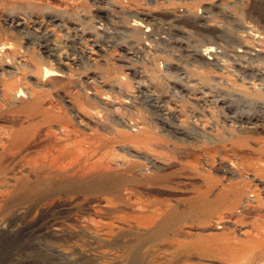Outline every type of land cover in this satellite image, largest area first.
Segmentation results:
<instances>
[{"label": "rangeland", "instance_id": "374dc122", "mask_svg": "<svg viewBox=\"0 0 264 264\" xmlns=\"http://www.w3.org/2000/svg\"><path fill=\"white\" fill-rule=\"evenodd\" d=\"M104 2L0 0V264H264V119L248 133L241 116L264 115V0ZM206 10L213 25L195 28ZM154 21H181L191 50L225 52L205 64L143 48ZM221 57L239 77L219 85ZM203 93L237 119L200 107ZM174 109L177 125L164 120ZM221 191L234 206L207 211ZM226 242L251 249L226 259Z\"/></svg>", "mask_w": 264, "mask_h": 264}, {"label": "bare ground", "instance_id": "6f19581e", "mask_svg": "<svg viewBox=\"0 0 264 264\" xmlns=\"http://www.w3.org/2000/svg\"><path fill=\"white\" fill-rule=\"evenodd\" d=\"M101 1V2H100ZM98 0V2L99 3H101L102 5H105L104 3V1H108V0ZM107 3V2H106ZM105 7H106V5H105ZM106 9V8H105ZM175 9V8H174ZM220 10V9H219ZM166 12L167 13H171V17H177V16H181L182 15V13L184 12V10L182 9V8H179V9H175V10H173V9H167L166 10ZM220 15H222L223 16V18L227 21L228 20V18H229V15H228V12L227 11H224V10H220V11H217ZM206 13H208V10H206L205 12L203 11V13H201V12H199V19H197L196 21H194V23H195V28H197V29H203L205 26H212L213 24L212 23H210V22H212L211 21V18H210V16L209 15H207ZM217 13V14H218ZM209 14V13H208ZM57 19H58V17L55 19V21H57ZM6 20V19H5ZM24 20V19H23ZM210 21V22H209ZM23 22V21H22ZM166 22V21H165ZM179 22H181V21H179ZM158 23V25H160V27H158V29L156 30V31H158V32H155V29H156V23H155V21H154V29L151 31V33H146V31L144 30L143 31V33L145 34V35H148L149 37H155V40L156 41H161L164 45H166L168 48H170V50H173V52L176 54V56L177 57H179V56H183L182 54H185L184 56H189L190 57V59L192 60V59H194V60H204L205 58L207 59V60H212V59H210L209 57V54H206L205 53V55H204V51L203 50H200V49H198V50H194V49H190L191 48V46L192 45H190L189 43H188V38H189V36H188V33H187V31L184 29V28H182L178 23H177V25L176 24H167V25H164V24H162L161 22H157ZM21 24V23H20ZM22 24H24V23H22ZM21 24V25H22ZM14 25V24H13ZM25 25V24H24ZM150 25V24H149ZM18 27H19V25H18ZM23 27V26H22ZM13 28H14V26H13ZM244 28L247 30L248 29V25H244ZM16 29V28H15ZM250 30H252V29H250ZM249 30V31H250ZM103 32L105 33L106 31H105V27L103 28ZM116 33H114L117 37H120V35H118V34H124L125 32H122V31H115ZM251 32V31H250ZM249 33V32H248ZM106 34H110L109 32H106ZM253 34V33H252ZM152 35V36H151ZM164 35V36H163ZM182 35H184V37H182ZM219 35L222 37V38H228V36L227 35H225L223 32H220L219 33ZM204 36H206V35H204ZM112 37H115L114 35H112ZM252 38V37H251ZM218 44H220L219 45V47L218 48H220V50L218 49L216 52H213L211 55L213 56V57H216V56H220L221 54H223L225 51H224V44H223V42L222 41H220V40H218L217 42H215V45H218ZM240 46V41H239V37L237 38V40H236V47H237V50H236V48L235 47H233V45H231V50H230V56H232V55H235L237 52L239 53V49L238 48H240L239 47ZM7 48V47H6ZM46 49H47V47H45ZM48 48H50L49 46H48ZM53 49V48H52ZM52 49H49V50H52ZM241 49V48H240ZM46 51H48V50H46ZM45 51V52H46ZM55 50H53V52H54ZM136 51H138V50H136ZM135 50H134V52H136ZM44 52V53H45ZM51 51H49V53H50ZM243 51H241V53H242ZM139 53V52H138ZM50 55V54H49ZM256 55V54H255ZM53 57V56H52ZM134 57V56H133ZM136 57V56H135ZM190 59H188L184 64L185 65H190L189 64V62H190ZM202 60V61H203ZM216 60H218V59H214V61H216ZM133 61H135L134 59H129V63H132ZM204 62L205 64H214L215 62ZM193 62H196V61H193ZM170 65H172V64H169V66ZM180 67V66H179ZM175 67H173V66H171V67H169V69H174ZM134 72V77L135 78H140L141 77V74H142V72L141 71H136V70H133ZM185 71V69H181V70H179L178 72H177V74H176V77H179V72L182 74L183 72ZM260 71V70H259ZM47 72H50V71H47ZM131 72V71H130ZM171 73H173V72H171ZM259 73H261V71L259 72ZM52 74V73H51ZM162 74V73H161ZM173 74H175V73H173ZM262 75H263V73H261ZM53 75H57V73H53ZM187 75V74H186ZM261 75V76H262ZM260 76V77H261ZM142 77H143V75H142ZM179 78H182V77H179ZM178 78V79H179ZM183 80H184V78H182ZM180 80V79H179ZM177 81V80H176ZM182 81V80H181ZM193 81V80H192ZM261 81H263V77H262V80ZM178 82V81H177ZM184 82V81H183ZM187 83H189L188 81H187ZM184 84H186V81H185V83ZM262 86H264V84L262 83ZM178 87V86H177ZM179 88V87H178ZM189 90V92L192 94V89H188ZM5 91H6V93H8V95H10V96H12V98H13V101L15 102V103H17V90H16V88H15V86L14 85H9V84H7V87L5 88ZM176 92H177V90H176ZM178 93V92H177ZM187 95V94H186ZM178 96V95H177ZM202 96H203V99H200V98H196V100H198L199 102H201V103H199V106L200 107H202V106H204V107H206V106H208L207 105V102H206V100L207 99H211V101L213 102V103H215V104H217L218 106H220V107H222V110H224V113L227 115V118H229L228 119V121H232L233 119H235V117L234 116H232L231 114H234V112L236 111V112H238V110L239 109H236L235 108V110L232 112V110L231 109H228L229 110V112H230V114H229V112L227 111V108L229 107L230 108V106H231V103H230V101L227 99V98H224V99H221V100H213V98L211 97V98H207V95L205 94V93H203L202 94ZM17 100V101H16ZM192 100H194V99H192ZM157 104H158V106L159 107H161L162 109H164L165 110V108L164 107H162V105L160 104V101L158 102H156ZM33 107L32 106H28L27 108H26V110L27 111H30L31 109H32ZM203 109H205V108H203ZM171 113V115H172V117L174 118H172V117H168V114H164L165 116V118H164V120L165 121H167V122H171L170 120H173V123L175 122V121H178V122H180L179 121V119H178V117L180 116V114H179V111L177 110V109H174L172 112H170ZM244 114V115H243ZM241 116L243 117V118H245L246 119V123H243V124H246L247 126L246 127H244V130H249V129H254V130H256V128H258L259 126H258V124H259V122L260 121H262L263 119H264V115H262L261 114V116H259V115H257V116H259V119L258 118H256L255 117V119H257V120H255V122L253 121V117L250 115V114H246V113H242L241 114ZM94 117V116H93ZM236 119H237V117H236ZM240 119V118H239ZM196 122V121H195ZM194 121H192L191 123L192 124H196ZM236 122H239V121H236ZM242 122V121H241ZM263 122V121H262ZM240 123V122H239ZM174 124H176V123H174ZM242 124V123H241ZM169 125V124H168ZM177 125V124H176ZM262 125V124H261ZM264 125V124H263ZM230 126H231V124H230ZM232 127V126H231ZM240 127V126H239ZM242 127V126H241ZM243 128V127H242ZM261 128V127H260ZM182 131V130H181ZM258 131V130H257ZM257 131H255V132H257ZM248 133L249 132H251V133H253L251 130H249V131H247ZM254 132V133H255ZM25 133V130H24V128H22L21 130H18V131H16L15 132V137H17V138H19V137H21V136H23V134ZM183 133V132H182ZM131 149V148H130ZM130 149H128L129 151H130ZM224 191V190H223ZM228 191V190H227ZM226 192V191H225ZM205 200H206V202H204L203 203V205H204V208L207 210V211H209V212H212L213 210H220V209H225L227 206H230V207H233L234 206V204H228L227 203V199H226V194L224 193V192H220V193H218L217 194V196L212 200V201H209L208 199H206L205 198ZM172 217H176V214L174 213L173 214V216ZM170 222V219L169 220H167V223H169ZM4 228H5V226L2 224L1 225V227H0V230L2 229V230H4ZM6 229V228H5ZM220 248H222V250H221V254H222V256H224V258H226V259H228V258H237V257H240V256H242V254L244 253V252H247V251H250V249H251V247L250 246H243V247H241V249L239 248V249H237V248H235V246L233 247L229 242L227 243H222L221 244V246H220ZM130 251H135V248H131L130 249ZM245 255V254H244ZM243 255V256H244Z\"/></svg>", "mask_w": 264, "mask_h": 264}, {"label": "built area", "instance_id": "2783aa9c", "mask_svg": "<svg viewBox=\"0 0 264 264\" xmlns=\"http://www.w3.org/2000/svg\"><path fill=\"white\" fill-rule=\"evenodd\" d=\"M124 7V6H123ZM122 7V8H123ZM178 24H180L184 29H185V27L183 26V23H179V22H177ZM177 23H173V24H176L177 25ZM217 23H224V21L222 20V22H218L217 21ZM168 24H172V23H168ZM101 25V24H100ZM152 26L151 27H147V26H142V28H144L145 29V31H146V33H151V31L154 29V25L153 24H151ZM158 27H160V26H158V25H156V29H155V32H158V31H156L157 29H158ZM98 28H100V29H102V27H98ZM248 28H249V26H248ZM187 30V29H186ZM188 31V30H187ZM236 33V30H233V33L232 34H234V36L236 35L235 34ZM141 35V37H140V39H141V43H142V47L144 48V47H150V43H151V40L152 41H154V45L156 44V46H157V41L155 40V37H149L148 35H145V34H140ZM152 36V35H151ZM164 36V35H163ZM201 36V38H202V41H204L205 39H208L209 40V36H202V34L200 35ZM182 37H184V35H182ZM209 45V47H204L202 50L204 51V55H205V53L206 54H209V58L210 59H212V60H207L206 58L203 60L204 62L206 61V62H213L214 61V59H219V55L218 56H216V57H213L211 54L213 53V52H216L218 49L220 50V48H218L219 47V45L220 44H218V45H215V44H212V43H210V44H208ZM240 51H239V53H241V49L240 48H238ZM157 50L158 51H162L161 49H159V47L157 46ZM163 52V51H162ZM164 53V52H163ZM165 54V53H164ZM182 55H185V54H182ZM175 57V56H174ZM173 57V58H174ZM172 58V59H173ZM171 59V60H172ZM166 60H170V59H165L164 61L166 62ZM221 61H222V64L219 66V67H213V70H214V74L217 76V78H218V80H219V85L220 84H222V82H223V76L221 75L222 73H224V74H229L231 77H235L236 79L239 77L237 74H235L234 72L232 73L231 72V67H232V65L234 64V61H232L231 59H229L228 57H221ZM200 63H193L192 62V64H190L189 66H187L188 68L189 67H191L192 65H196V64H199L202 68H205V67H203L202 65H203V62L202 61H199ZM224 63H226V64H224ZM235 65H239L237 62H235ZM186 68H185V71L181 74L180 72H179V77H182V78H184V76L186 75ZM177 74V70L175 71V75ZM168 75V73H167V69H166V67H165V76H167ZM214 94V93H213ZM131 96H128L129 97V99H132V98H135L136 96H134L133 94H130ZM128 102H129V100H128ZM127 102V103H128ZM207 105H209V106H214L215 107V110H216V108H217V104H212V101H211V99L209 100V99H207Z\"/></svg>", "mask_w": 264, "mask_h": 264}]
</instances>
